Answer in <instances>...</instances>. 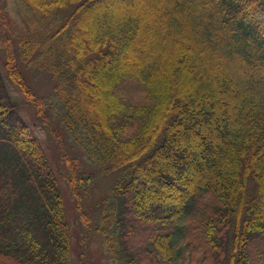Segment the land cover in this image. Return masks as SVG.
<instances>
[{
    "label": "trees",
    "instance_id": "1",
    "mask_svg": "<svg viewBox=\"0 0 264 264\" xmlns=\"http://www.w3.org/2000/svg\"><path fill=\"white\" fill-rule=\"evenodd\" d=\"M128 1L104 21L113 0H17L29 24L0 5V264H73L60 183L5 78L44 115L21 65L52 74L89 158L125 171L102 232L115 264H264V0ZM119 77L131 90L107 108ZM67 163L77 195L90 178Z\"/></svg>",
    "mask_w": 264,
    "mask_h": 264
},
{
    "label": "rangeland",
    "instance_id": "2",
    "mask_svg": "<svg viewBox=\"0 0 264 264\" xmlns=\"http://www.w3.org/2000/svg\"><path fill=\"white\" fill-rule=\"evenodd\" d=\"M113 1L110 6H105L103 9L97 10L99 17H103L104 21L106 18L111 20L118 12H125L127 10L125 8L126 4L136 7L133 2L130 3L127 0ZM0 5L10 10L22 22L29 24L34 23V20H36L33 14L29 17L28 13H20L21 9L19 10L17 0H0ZM22 7L27 9L26 5ZM145 9L146 6H140L137 14ZM98 20V25L104 22L100 18ZM0 61L3 65L1 47ZM124 65L127 68L133 67V63L131 66L126 63ZM21 66V70L35 94L46 100L44 115L38 111L35 105L24 99L23 93L15 83L8 79L6 75L5 78L13 101L19 105V111L28 124V134L30 137L36 138L32 146L37 144L38 147L43 149L60 183L65 212L71 224L73 234L71 249L72 263L115 264L116 262L112 258L102 232L105 233L109 229L107 219L105 221V218H108L112 214L111 210L114 207L112 204L114 198L113 189L115 184L124 177L125 171L123 168L105 171L89 158L87 146L83 142L78 141L73 134H70L67 128L61 123V116L64 110L62 103L54 92L56 81L52 77V74L46 70ZM125 72L124 75L129 74V71ZM123 77L117 79L119 83L114 80L110 87H105V97L102 100L107 108H112L118 104L117 96L120 99H126V92L131 90V87L125 84ZM107 88H109L108 91ZM112 115L114 116L113 120L120 121V118H116L117 115L115 113ZM67 159L73 161V166L77 173L90 178L87 184H78L76 186L78 191L77 195L80 198L73 193L68 183L70 168ZM99 164L104 167L109 166V164H102V162ZM109 168H111V165ZM151 198L149 193L145 201L147 200L148 202ZM81 211L90 217L91 221L89 225L83 223L79 213Z\"/></svg>",
    "mask_w": 264,
    "mask_h": 264
}]
</instances>
